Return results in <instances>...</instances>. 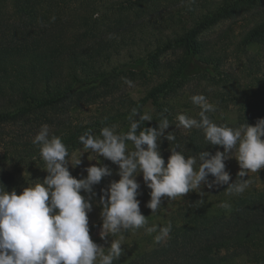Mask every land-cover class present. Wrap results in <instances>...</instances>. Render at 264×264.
I'll return each instance as SVG.
<instances>
[{
  "label": "trees",
  "instance_id": "trees-1",
  "mask_svg": "<svg viewBox=\"0 0 264 264\" xmlns=\"http://www.w3.org/2000/svg\"><path fill=\"white\" fill-rule=\"evenodd\" d=\"M167 1L183 4L163 17L170 33L158 35L144 57L115 63L128 31ZM228 19L240 25L214 38L199 37ZM147 24H154L153 16ZM258 45L262 51H250ZM175 47L180 53L174 59H159ZM148 70L157 81L131 108L116 109L101 125L128 126L127 117L138 108L153 116L144 126L155 127L166 116L160 98L194 81L216 89L225 106L235 104L240 121L255 124L264 118V0H0V124L73 99L93 100L122 76L142 81ZM98 123L66 122L50 134L71 152L86 130L98 134ZM4 142L6 160L40 159L32 140ZM197 200L180 210L165 241L115 264H223L232 257L264 264V187L234 194L216 210Z\"/></svg>",
  "mask_w": 264,
  "mask_h": 264
},
{
  "label": "clouds",
  "instance_id": "clouds-1",
  "mask_svg": "<svg viewBox=\"0 0 264 264\" xmlns=\"http://www.w3.org/2000/svg\"><path fill=\"white\" fill-rule=\"evenodd\" d=\"M191 102L199 108L198 118L179 113L175 126L162 114L157 126L145 127V122L153 121L152 114L133 108L127 131L107 124L98 134L86 130L78 138L83 146L78 154H70L62 138L42 125L32 143L39 146L47 175L27 184L20 194L0 183V264H115L125 255L123 233L142 228L157 233L156 243L165 241L171 222L148 226L138 198L143 195L138 177L150 189L145 207L152 214L165 200L184 199L193 192L202 196L205 188L217 191L227 186L229 194L244 193L250 186L249 173L264 169V118L257 119L254 126L245 122L230 127L210 119L208 114L216 108L205 95H192ZM178 128L199 130L205 143L216 148L215 153L186 156L177 143L168 148L166 162L161 144L175 142ZM89 152L96 154L91 160L96 163L84 167L80 178L73 176L70 166L81 165ZM100 158L116 166L119 179L97 192L102 179L113 176V168ZM231 159L240 169L235 180L226 170V161ZM94 205L101 209L99 237L107 247L90 236L89 214ZM117 235L119 238L109 242V237Z\"/></svg>",
  "mask_w": 264,
  "mask_h": 264
},
{
  "label": "rangeland",
  "instance_id": "rangeland-1",
  "mask_svg": "<svg viewBox=\"0 0 264 264\" xmlns=\"http://www.w3.org/2000/svg\"><path fill=\"white\" fill-rule=\"evenodd\" d=\"M183 5L182 3H173L172 1H167L165 4L161 5L160 10H156L154 15L148 14L146 19L141 23H135L133 30L128 31V36L130 37L127 42H123L124 48H122L120 54L113 56V61L116 63L118 61H128L131 59V55H136L137 57H144L147 51L153 47L156 41V37L161 35V33H170L169 25L164 22L163 17L170 16L174 11ZM153 16L154 24L149 26L147 21L149 17ZM155 18V19H154ZM239 20L234 21V19H228L217 23L203 33L199 35L200 38H214L220 33L224 28L229 25L233 27H238ZM158 36V37H159ZM162 36V35H161ZM123 41V39L120 37ZM118 41V40H117ZM251 52L257 50L262 51V47L251 46L249 47ZM180 53L179 47H175L168 51H165L159 59L162 62H167L174 59ZM152 70H148V75L142 81L131 80L125 76L117 80L112 86L107 90L102 91L101 95L94 97L93 100L85 99H73L62 103L60 106L55 108H47L41 111L29 113L21 118L13 121L3 122L0 124V183L4 184L8 191L16 189L17 194H20L23 187L27 184L35 183V179H43L47 173L43 171L44 162L41 159H36L35 164H29L28 162L22 160H6L2 157L3 150L1 144L4 141L21 142L27 139L33 140L34 136L38 133L42 125H48L50 133L64 125L66 122L72 124L82 123V124H95L101 121L106 115L113 113L116 109L120 111H126L131 108L139 99H141L147 90L151 87L157 80L152 77ZM195 94H203L207 97L210 103H212L216 111L209 113L210 119L217 124H226L230 127H238L244 122L238 119V111L235 104H230V106H225L223 102L218 99L217 90L205 85L202 82L194 81L186 84L185 86L177 89L175 92L168 93L160 98L166 111L167 118L175 126L176 116L179 113H185L192 117H197L199 108L191 102V96ZM148 109L152 111L151 105ZM249 125H255L253 123H248ZM112 125V124H109ZM120 131H127V125L116 123ZM103 125L98 123L96 132L99 133L100 128ZM173 130L170 128L169 131ZM176 141L168 142L165 140L161 144V152L167 162V157L170 155L168 148L174 147L175 144L180 145V150L184 152L186 156L197 155L201 151H210L213 154L216 148L207 145L204 141L203 135L199 130H185L183 128H178L175 131ZM131 148V144H129ZM223 151L222 148H220ZM83 151V146L80 144L70 154H78ZM90 160H88L87 159ZM96 159L95 153H85L82 157V164L72 169L70 166V171L72 175L80 178V173L83 168L96 163L91 161ZM102 163L108 164L109 167L113 168V176L105 177L102 179L101 184L96 187L97 192L99 188L106 187L111 180H118L119 177L115 175L116 166L112 165L109 161L100 158ZM226 170H228L232 176V179H236V174L240 170L238 163L235 159L226 161ZM86 175V173H84ZM250 186L246 191H253L257 188L264 187V169H261L259 173H249ZM247 179V177H245ZM138 181L141 183L142 196L138 197L141 200V212L147 217L148 226L159 225L166 226L169 222L179 221L180 210L184 206L189 204L191 199H198L197 202L206 203L211 209H219L222 205L230 201L234 194H229L226 189L227 186L220 188L217 191H208L206 188L203 189L205 192L202 196L199 193H189L184 199H177L173 201L165 200L161 208L157 210L155 214L151 213V210L145 207L147 201L150 199L148 193L150 189H147L142 181V177H138ZM83 194V193H82ZM100 207L95 206L93 211L89 214V226H90V236L94 242L101 244L105 247L103 240L99 237L101 219L99 216ZM157 233H147L145 229H139L136 231H126L123 233L122 247L124 248L125 257L130 259L138 252L150 249L153 246L159 244L154 240V236ZM119 235L114 237H109L111 239H117ZM107 249V248H105ZM223 264H244V258L242 257H232L227 259Z\"/></svg>",
  "mask_w": 264,
  "mask_h": 264
}]
</instances>
